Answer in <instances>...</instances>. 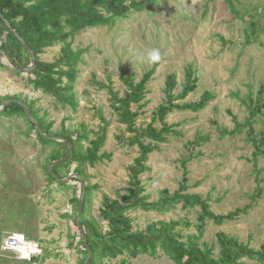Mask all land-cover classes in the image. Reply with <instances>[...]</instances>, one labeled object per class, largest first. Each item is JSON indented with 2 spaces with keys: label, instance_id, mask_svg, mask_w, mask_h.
Segmentation results:
<instances>
[{
  "label": "rangeland",
  "instance_id": "374dc122",
  "mask_svg": "<svg viewBox=\"0 0 264 264\" xmlns=\"http://www.w3.org/2000/svg\"><path fill=\"white\" fill-rule=\"evenodd\" d=\"M135 1L140 11H131L113 28L88 29L75 36L72 48L88 49L74 85L76 112L1 70L0 104L9 98L34 102L37 117L51 125L52 133L61 132L63 124L69 134L83 130V125L91 140L92 133L108 125L100 151L105 157L93 168L83 167L84 185L92 188L85 218L104 235L108 231L100 216L104 199L119 200L126 194L129 168L139 149L130 145L134 134L119 122L109 92L101 86L111 80L113 93L123 98L127 90L119 79L121 73L138 83L154 70L144 99L130 110L137 113L138 131L150 125L160 130L163 123L153 119L166 103L167 77L176 78V98L185 85L186 71L191 70L196 89L183 100L174 99L175 104H195L204 92L213 99L200 112L175 110L165 117L171 131L165 135L167 142L148 156L147 170L139 176L142 197L152 203L171 196L186 172L187 195L206 200L214 215L236 210L240 214L217 225L208 219L200 221L198 207L184 209L181 203L158 211L134 210L126 214L132 231L178 222L174 234L181 242L210 250L215 258L221 250L219 234L259 251L264 246V142L258 150L256 144L264 134V107L257 111L264 104V0H232V5L226 0ZM252 23L257 25L255 32ZM153 48L160 49L163 62H148ZM60 49L61 45H54L39 58L52 63ZM3 63L7 65L5 59ZM27 130L23 118L0 117V264H82L83 247L74 223L77 208L71 205L74 190L81 194V184L70 181L69 188L63 189L50 181L45 166L51 150L63 153L65 148L42 147L34 134L26 135ZM76 166L71 164L61 174L66 176L69 170V175H75ZM14 236L20 246L25 244L22 236L38 248L40 252L32 257L39 258L37 262L3 250L4 242ZM239 263L258 264L246 258ZM99 264L173 263L158 252L155 257L141 255L130 261L123 255Z\"/></svg>",
  "mask_w": 264,
  "mask_h": 264
},
{
  "label": "trees",
  "instance_id": "16d2710c",
  "mask_svg": "<svg viewBox=\"0 0 264 264\" xmlns=\"http://www.w3.org/2000/svg\"><path fill=\"white\" fill-rule=\"evenodd\" d=\"M147 1L150 4H155L157 0ZM226 2L232 5V0H226ZM140 9L135 0H0V51L7 62V65L0 64V70L11 78L31 86L34 91H40L51 97L63 109L69 107L73 112H76L78 102L74 94V85L78 78L79 65L84 63L83 56L88 53V49L74 50L72 46L75 36L88 29L113 28L118 21L127 19L131 11L138 12ZM5 21L11 25L13 31L7 27ZM251 25L252 31H257V25L254 23ZM21 41L27 44L34 54L35 61L34 69L25 73L13 72L8 68L19 69L30 65V56ZM57 44L61 45L59 57L52 63L41 61L39 57L44 53V50ZM153 73L154 70H151L144 74L138 83H135L131 77H124L121 73L119 79L127 90L123 98H118L113 93L111 80L107 86H101V89L108 90L114 113L119 122L127 127V131L134 134L129 143L138 147L139 156L134 159L133 165L129 168L130 181L126 188V194L119 200L104 199L100 210V216L107 222L108 228L104 235L99 233L94 222L87 221L85 218L89 206L88 196L92 189L85 185L80 223L87 244L84 243L78 232L83 247L80 252L84 255L82 264L88 258L87 247L92 253L88 264H99L103 259L113 260L123 255H127L130 261H135L141 255L155 257L158 252L163 253L173 264H240L239 261L245 258L258 264H264V246L259 251H254L223 234H219L217 237L221 249L218 258H215L210 250H202L196 244L186 245L174 234L178 222L159 223L148 227L145 232L134 233L132 231L131 220L126 214L134 210L158 211L164 207L168 208L181 203L184 209L198 207L201 211L200 221L208 219L217 225H221L225 221H233L240 214V211L236 210L223 216L214 215L206 200L201 199L198 195H187L185 193L188 190L186 172L183 173L179 189L171 196H165L158 202L152 203L142 197L144 189L139 176L147 170L145 164L148 161V156L158 150V145L167 142L165 135L171 131V127L164 122L165 117L175 110L200 112L213 99L209 92H204L195 104H175L174 99L183 100L196 89L197 79L191 70H187L185 85L175 98L173 91L176 87V78L174 75H169L164 85L166 103L158 108L153 119V121L159 119L163 123L162 128L157 130L150 125L145 130L138 131L135 128L137 113L132 112L130 107L132 104H139L144 99L147 83ZM9 99H5L4 102ZM23 103L44 135L34 127L23 108L18 104H8L0 112V117L13 121L23 118L29 125L26 135L34 134L42 147L65 148L63 153L55 149L51 150L45 166L49 180L61 184L63 189L69 188L70 181H76L80 185L79 179L75 177L68 182L61 181L69 175V170L66 172V176H63L61 171L67 169L71 164H77L74 173L86 181L83 167L93 168L105 157V154H100V151L105 145L108 125L105 124L98 132L92 133L93 139L91 140L84 131L85 126L83 125H81L83 130H77L72 134L65 130L64 124L61 127V132L52 133L50 132L51 125H46L43 120L37 117L38 112L34 111V102L28 104L23 101ZM3 104H0V107ZM261 107H264V104L258 105L257 111L261 110ZM47 137L68 140L73 146L71 156L63 163L54 165L51 172L48 171V166L52 162L62 159L67 154L68 147L62 142ZM144 140H148L150 143L145 144ZM263 142L264 134L260 143L256 144L257 150ZM83 143H86L87 146L84 147ZM163 193L167 194L165 191ZM79 199L80 196L74 190L71 205L76 207L77 211ZM74 223L77 228L75 219ZM37 259L39 258H32L31 261L37 262Z\"/></svg>",
  "mask_w": 264,
  "mask_h": 264
},
{
  "label": "water",
  "instance_id": "95a60500",
  "mask_svg": "<svg viewBox=\"0 0 264 264\" xmlns=\"http://www.w3.org/2000/svg\"><path fill=\"white\" fill-rule=\"evenodd\" d=\"M1 16V14H0ZM6 25L7 27L13 31L11 25L6 22ZM18 37V36H17ZM19 38V37H18ZM20 39V38H19ZM23 46L25 47L26 51L28 52L29 56H30V65L27 66V67H23V68H19V69H13L11 67H8L11 71L13 72H17V73H25V72H28V71H31L34 69L35 67V61H34V54L31 52V50L29 49V47L27 46V44L23 41H21ZM3 61H4V57H3V54L2 52L0 51V64H3ZM8 104H18L20 105L24 112L26 113L28 119L30 120V122L34 125V127L42 134L43 132L41 131L39 125L36 123V121L33 119V117L31 116V113L30 111L28 110L27 106L22 102V101H19V100H14V99H9L7 100L6 102H4V104L0 107V112L4 110V108L8 105ZM47 138H50L52 140H55L57 142H62L63 144H65L67 147H68V152L67 154L60 160H57L55 162H52L49 166H48V171L51 172V168L56 165V164H60V163H63L64 161H66L72 154V144L69 143L68 140H64V139H57V138H53V137H47ZM72 176H74L75 178L79 179L80 181V184H81V187H82V191H81V195H80V199H79V205H78V211H77V214H76V218H75V221H76V225H77V228L81 234V237L84 241L85 244H87V239H86V236L84 234V231L81 227V223H80V216L82 214V209H83V202H84V195H85V185H84V181L77 175H69L66 179H62L61 181L65 182L67 181L69 178H71ZM87 250H88V258L86 260V262L84 264H88V262L90 261L91 259V256H92V253L90 252L89 248L87 247Z\"/></svg>",
  "mask_w": 264,
  "mask_h": 264
},
{
  "label": "built area",
  "instance_id": "2783aa9c",
  "mask_svg": "<svg viewBox=\"0 0 264 264\" xmlns=\"http://www.w3.org/2000/svg\"><path fill=\"white\" fill-rule=\"evenodd\" d=\"M16 237L17 236L10 237L7 241L4 242L3 245L4 251H12L18 254L22 260H26V261H30L32 257L36 256L40 252L33 243L31 244L30 242H27L26 240H24V237L21 236L22 241L25 244H28V246L26 247V251H28V254H25L23 250H20V248L16 246V242L14 241V238Z\"/></svg>",
  "mask_w": 264,
  "mask_h": 264
},
{
  "label": "clouds",
  "instance_id": "9594fccd",
  "mask_svg": "<svg viewBox=\"0 0 264 264\" xmlns=\"http://www.w3.org/2000/svg\"><path fill=\"white\" fill-rule=\"evenodd\" d=\"M198 0H192L193 4H196ZM164 61V57L159 48H153L148 53V62L151 64H158Z\"/></svg>",
  "mask_w": 264,
  "mask_h": 264
},
{
  "label": "bare ground",
  "instance_id": "6f19581e",
  "mask_svg": "<svg viewBox=\"0 0 264 264\" xmlns=\"http://www.w3.org/2000/svg\"><path fill=\"white\" fill-rule=\"evenodd\" d=\"M16 246H18L20 248V250H23V252H25V254H28V251H26V247L28 246V244H24V245L20 246V244H18V242H17Z\"/></svg>",
  "mask_w": 264,
  "mask_h": 264
}]
</instances>
